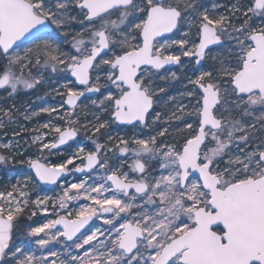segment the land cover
I'll use <instances>...</instances> for the list:
<instances>
[{
    "label": "snow or ice",
    "instance_id": "6c2138e0",
    "mask_svg": "<svg viewBox=\"0 0 264 264\" xmlns=\"http://www.w3.org/2000/svg\"><path fill=\"white\" fill-rule=\"evenodd\" d=\"M73 23L82 28L65 51ZM20 42L33 47L21 53ZM216 49L226 51L202 70ZM0 59V89L10 94L41 83L33 66L74 78L57 90L65 98L59 108L24 113L61 121L31 130L35 156L18 159L13 143L0 144V167L19 162L32 171L0 192V264H264V135L253 131L258 122L264 133V0L210 7L203 0H0ZM188 64L177 100L156 81L179 79L168 66ZM161 104L170 111L157 110ZM14 114L0 108V128ZM110 124L151 131L112 136L102 131ZM81 129L91 133L92 150L51 162ZM72 171L99 179L69 183L51 204V197L31 199V182L56 185ZM30 205L33 217L52 209V218L27 231L39 256L11 246ZM94 218L108 228L85 231Z\"/></svg>",
    "mask_w": 264,
    "mask_h": 264
},
{
    "label": "rangeland",
    "instance_id": "374dc122",
    "mask_svg": "<svg viewBox=\"0 0 264 264\" xmlns=\"http://www.w3.org/2000/svg\"><path fill=\"white\" fill-rule=\"evenodd\" d=\"M206 6H211L213 3H221L225 6H229L235 2V0H203ZM219 11H225L224 8L219 9ZM254 23H259V19H254ZM82 28V25L78 23H73L71 25V30L68 31V35L64 43L61 45L65 51H71V43H72V35L79 31ZM194 31V29H193ZM176 38L179 37V33L174 34ZM63 36V33H61ZM33 47L32 43H25L20 46L18 51L21 53L25 51L27 48ZM226 49H216L213 51L212 56L206 59V64L202 70H212L214 66H216V61L212 58L213 56L218 55L221 52H225ZM186 63L188 58H182ZM4 64V60L0 59V67ZM191 64H188L187 67L178 66L176 68H168L170 72H176L179 79L168 81L157 80L156 83L160 86L166 88L168 94L176 96L177 100L181 99L180 93L185 90V86L187 85L186 75H191L189 69L191 68ZM27 76V72L25 73ZM32 75H40L41 83L37 85L33 89H20L15 94H10L8 90L0 89V108L4 109H13L14 111V120L13 122H6L5 127L0 128V144L4 143H13L14 150L18 149L17 155L18 159L26 160L30 156L36 155V146L31 143V138L33 132L31 131L33 128H38L43 123L54 121L57 123H61V121L55 120L56 114L53 113L52 116H49L47 113H40L37 116H33L30 120L24 119V113L31 114L32 112H39V109L42 107H56L63 103L65 99L63 96L57 94V90L60 92L65 91L63 85L68 83V81L73 80L67 73H58L51 74L49 71L39 67H32ZM73 87H80L78 85H70ZM165 94H161L164 96ZM99 94L93 98H98ZM84 99V98H83ZM84 105L87 106V112L90 114L93 109L90 105V101L84 100ZM83 105L81 109H83ZM68 108L66 105L63 109H60L62 112H66ZM157 110L161 112L170 111L168 104H161L157 106ZM260 113L257 112L252 116L244 117L245 121H254L255 116H258ZM106 118L107 114H101ZM239 118V117H237ZM194 119V118H189ZM259 123L257 122V130H253L256 136L264 135V133L258 131ZM107 134H111L112 136H123L125 138H130L133 135H147L151 129H145L142 127H130V126H119L115 124H110V126L106 130H102ZM19 132L20 135H15V133ZM91 135L90 132L85 134V130L81 129V134L78 136L77 140L67 147L60 150H53L54 152H59L60 155H53L49 157L51 162H62L66 160L70 155L77 152L80 147L85 148V151L92 150L93 144L88 139V136ZM99 136V134H97ZM49 140L52 139V136L48 137ZM107 139V135L99 136L100 142H103ZM258 141H254L256 143ZM5 150L0 148V152H4ZM238 151V150H237ZM109 157L115 160V157H112L111 153H109ZM77 164L80 163L79 160L76 161ZM69 168H73L72 165H69ZM32 175V171L27 167L26 164H21L19 162L11 165H7L4 167H0V192H7L11 185L17 181L23 182L26 177ZM85 176L89 177V184H92L98 181L99 176L95 173L79 175L75 171L69 173V175L62 180L59 181L58 185L53 189H47L40 183L35 181L30 183L28 191L30 192L31 199L35 200L37 196L40 197H51L50 204L52 201H55L56 198L61 194L62 189L67 187L71 182H79ZM87 203V201L80 200L79 203ZM76 202H73L72 207H75ZM30 209H25V212L19 219L18 228L14 230L13 240L11 242V246H21L24 247L26 251L35 252L38 256L42 254V250L38 248V246L33 242L35 238H27V231L29 226H38L39 224L46 222L47 219L52 218L51 212L52 209L49 208V213L44 214L41 212H37L36 216L30 215ZM96 227L103 229L108 228V225L103 223V220L93 219L91 226L86 230L94 229ZM53 250L59 251L62 254L66 253V249L62 244H53L50 245ZM83 250H80L78 254H82Z\"/></svg>",
    "mask_w": 264,
    "mask_h": 264
},
{
    "label": "water",
    "instance_id": "95a60500",
    "mask_svg": "<svg viewBox=\"0 0 264 264\" xmlns=\"http://www.w3.org/2000/svg\"><path fill=\"white\" fill-rule=\"evenodd\" d=\"M21 43V45L22 44H25L24 42H20ZM29 43V42H28ZM202 64H203V62H202ZM176 66H178V65H170V66H168L169 68H173V67H176ZM202 66V65H201ZM72 78V77H71ZM72 79H74V78H72ZM80 87H82V86H80ZM98 94H93V97H95V96H97ZM83 99V98H82ZM66 107L67 108H69V106H67L66 105ZM120 126H129V125H120ZM77 138H78V136L75 138V140H73V141H69V143L68 144H66V145H62L59 149H56V150H60V149H63V148H65V147H67L68 145H70L71 143H73V142H75L76 140H77ZM77 173V172H76ZM77 174H79V175H86V174H88V173H77ZM69 175V173L66 175V176H63V177H61V179L60 180H62L63 178H65V177H67ZM59 180V181H60ZM59 181H57V184L56 185H48V184H42V183H40L41 185H43L44 187H46V188H48V189H53V188H55L57 185H58V183H59ZM92 224V222L90 223V225ZM90 225L88 226V228L90 227ZM87 228V229H88ZM87 229H85V231L87 230Z\"/></svg>",
    "mask_w": 264,
    "mask_h": 264
},
{
    "label": "flooded vegetation",
    "instance_id": "af4514ba",
    "mask_svg": "<svg viewBox=\"0 0 264 264\" xmlns=\"http://www.w3.org/2000/svg\"><path fill=\"white\" fill-rule=\"evenodd\" d=\"M205 64H206V60L203 62L201 68H203V67L205 66ZM178 66H180V65H178ZM178 66H176V67H178ZM176 67H173V68H176ZM173 68H171V69H173ZM124 127H125V126H124ZM130 127H131V126H130Z\"/></svg>",
    "mask_w": 264,
    "mask_h": 264
},
{
    "label": "bare ground",
    "instance_id": "6f19581e",
    "mask_svg": "<svg viewBox=\"0 0 264 264\" xmlns=\"http://www.w3.org/2000/svg\"><path fill=\"white\" fill-rule=\"evenodd\" d=\"M80 204H84V203L82 202V203H80Z\"/></svg>",
    "mask_w": 264,
    "mask_h": 264
}]
</instances>
